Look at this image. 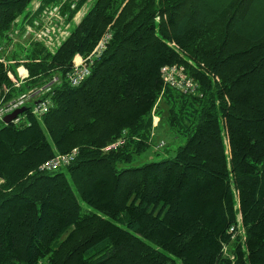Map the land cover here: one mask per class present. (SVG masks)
<instances>
[{
    "label": "trees",
    "instance_id": "1",
    "mask_svg": "<svg viewBox=\"0 0 264 264\" xmlns=\"http://www.w3.org/2000/svg\"><path fill=\"white\" fill-rule=\"evenodd\" d=\"M32 1L0 0V44L22 15L31 22L61 3L69 19L87 0H39L31 15ZM218 1L95 0L54 52L32 41L9 66L22 63L28 77L5 97L58 82L40 118L29 105L27 123L0 126V264H264V0ZM105 34L71 85L72 59ZM173 64L193 92L164 83L160 68ZM159 97L185 143L171 158L118 169L150 146ZM73 149L68 164L39 170Z\"/></svg>",
    "mask_w": 264,
    "mask_h": 264
},
{
    "label": "rangeland",
    "instance_id": "2",
    "mask_svg": "<svg viewBox=\"0 0 264 264\" xmlns=\"http://www.w3.org/2000/svg\"><path fill=\"white\" fill-rule=\"evenodd\" d=\"M38 1L39 0H33L31 2V4L28 6V8L26 9V13H28V11L30 9H31L30 12H32L33 8H36L38 6V4H37ZM94 1L95 0H87L86 3L73 15V17H71L69 19H67L65 17V15H63V14L61 17L60 14H57L54 11H47V12H44L42 15H40V21H43L45 23L46 29L44 31L37 32L35 35L37 38L42 39V40H33V38L31 36L23 38L22 33L13 34L12 37L9 38L8 37L9 33L11 31L18 29V28L20 29L23 26V24H24V22L28 16L25 17L24 15H22L20 18L16 19L15 23H18L19 25L14 26L15 24L13 23V25L11 26L10 32L7 33V39H6L5 43L0 44V47H2L0 49V57L4 59V61H2V63H4L5 66H8L6 68V74H7V71L11 72L13 77L19 82V85L17 87H19L20 84H22V82L25 79H27L28 71L22 63L15 66V72L12 71L11 69H9V66L16 63L15 60L20 58L23 55L24 50H27L28 44L32 41H39L50 52H54V50L61 44V42L69 35L70 31H72L75 24H77L80 21L81 17L85 14V12L93 5ZM202 1H203L204 8H212L213 3L216 2L218 4V2H219L218 0H202ZM39 4H40V1H39ZM59 4H61V3H59ZM59 4L45 6L44 8H46V7L52 8V7L59 5ZM72 5L74 7L75 3L71 4V8H73ZM238 24H240V23L235 22L234 27L238 26ZM83 57H85V56H83ZM73 59H72V64H73ZM19 68H20V70H19ZM20 74L23 75L24 78H21ZM53 76H57V75L55 74V75H52L51 77H53ZM161 77L163 79V76H161ZM49 81H50V79L47 82H44V84H41L38 86H33L24 92H21L17 95H13L12 97H18L19 95H21L23 93H27L31 90H34V92H36V93L34 95H31V98H30V100L27 101L26 105H23V106H29V105L32 106L34 104V102L38 100V98L44 97V95L48 92V91L43 92L42 87L44 85H46ZM17 87H14V88H17ZM45 98L48 99L49 106H50L52 104L50 97L45 96ZM23 106H20V107H23ZM157 106H158V109L159 108L161 109V110L159 109L161 111V113L159 114V113H156V110H154V109L152 110V113H151V116H152L151 129L149 132V139H148V143L150 144V146H148L144 151L140 152L139 154H135L133 159L130 162H118L117 163L118 169L127 168V167H137V166H141V165L148 163V162L160 161V160L165 159V158H171L175 155L178 147L182 146L185 143L186 136L175 132L166 124V122H165L166 106L160 97L156 103V107ZM20 107H18V108H20ZM18 108H16V109H18ZM40 117H41V115H38V118H40ZM161 121H163V122H161ZM2 123H4V122L0 121V126ZM25 123H27L26 116L24 114L20 113V119L17 122V124L20 125V124H25ZM125 138H126L125 135L119 136L118 138H116L115 140L110 142L109 144H111V143L117 144L121 140H124ZM159 140H163L165 142V144L163 147L157 149L156 148V145H157L156 142ZM109 144H107V145H109ZM119 145H117V146H119ZM73 150H75V149H73ZM68 179L70 181V184L73 187V184H72L69 177H68ZM78 202L80 203L81 207L84 210L93 211V209L90 206H88L85 202H83L79 198V196H78ZM240 229L241 228H239V231L237 230V232H235V235L236 234L240 235V233H241ZM229 232L233 234V232H234L233 226H231L229 228ZM64 237H65V234L62 235L59 240L63 239ZM230 248H231L230 245L226 246V250H224V253L229 254ZM178 264H180L179 261H178Z\"/></svg>",
    "mask_w": 264,
    "mask_h": 264
},
{
    "label": "built area",
    "instance_id": "3",
    "mask_svg": "<svg viewBox=\"0 0 264 264\" xmlns=\"http://www.w3.org/2000/svg\"><path fill=\"white\" fill-rule=\"evenodd\" d=\"M38 6L36 8H33L32 14L36 12L37 8L39 7V1ZM61 4L56 5L52 8H43L36 16L32 17L31 22H28L29 18H27L23 24V26L19 29H16L14 31L10 30L8 32V37L11 38L13 34H20L22 33V37L26 38L31 36L33 40H42L36 37V33L40 31H44L46 29V25L43 21H40V15H42L44 12L47 11H54L57 14H60L62 17V12L60 8ZM73 7V5H72ZM65 15V14H63ZM66 17V15H65ZM15 26V25H14ZM109 35L105 34L96 44V46L93 48L91 53H89L87 56L83 57L81 55H75L73 59L72 69L67 74V80L70 82L71 85L75 86L79 84L88 74L90 70V66L92 63V60L94 57L98 56L99 53L102 51V49L105 47V43L108 40ZM5 43V42H3ZM2 43V44H3ZM2 47H0L1 49ZM4 61L3 58L0 57V62ZM20 70V68H19ZM161 76H163L164 83L180 90L183 93H191L194 91L196 87V83L194 80L185 74L184 67L178 66V65H164L160 68ZM8 78L11 80L12 86L4 87V92L2 96L0 97V121L3 122V118L5 115L12 112L14 109L26 105L27 101L30 100L31 95H34L36 92L34 90H31L27 93H23L19 95L18 97H12L8 96L5 97L6 93L9 91V89L17 87L19 85V82L13 77L11 72L7 71ZM21 78H24L23 75L20 74ZM58 82V77L53 76L50 81L42 87L43 92H47L50 90L51 86L56 84ZM31 113L38 117V115H43L48 107H49V101L45 97L38 98L37 101L34 102V104L31 106ZM23 114V113H22ZM20 119V114H18L14 119L11 120L12 123L17 124V122ZM121 140L117 144H109L104 149H114L117 147V145L121 144ZM156 148L159 149L164 146L165 142L163 140H159L156 142ZM76 150H73L67 154H56L54 157L50 158L49 160H46L43 162L40 166V170H54L60 166L68 164L75 156ZM0 179V183H1Z\"/></svg>",
    "mask_w": 264,
    "mask_h": 264
},
{
    "label": "water",
    "instance_id": "4",
    "mask_svg": "<svg viewBox=\"0 0 264 264\" xmlns=\"http://www.w3.org/2000/svg\"><path fill=\"white\" fill-rule=\"evenodd\" d=\"M26 110V107L23 106V107H20L18 109H15L13 112H11L10 114L6 115L4 118H3V121L5 124H8L10 123V121L15 118L18 114L24 112Z\"/></svg>",
    "mask_w": 264,
    "mask_h": 264
},
{
    "label": "crops",
    "instance_id": "5",
    "mask_svg": "<svg viewBox=\"0 0 264 264\" xmlns=\"http://www.w3.org/2000/svg\"><path fill=\"white\" fill-rule=\"evenodd\" d=\"M239 228L242 229V227L238 225V231H239ZM242 236H243V234H242ZM229 245H230V244H229ZM229 245H228V246H229ZM225 250H226V247H225Z\"/></svg>",
    "mask_w": 264,
    "mask_h": 264
},
{
    "label": "bare ground",
    "instance_id": "6",
    "mask_svg": "<svg viewBox=\"0 0 264 264\" xmlns=\"http://www.w3.org/2000/svg\"><path fill=\"white\" fill-rule=\"evenodd\" d=\"M40 170V169H39Z\"/></svg>",
    "mask_w": 264,
    "mask_h": 264
}]
</instances>
